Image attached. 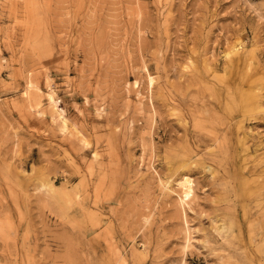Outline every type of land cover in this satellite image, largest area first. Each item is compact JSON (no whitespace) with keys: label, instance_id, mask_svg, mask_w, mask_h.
<instances>
[{"label":"rangeland","instance_id":"374dc122","mask_svg":"<svg viewBox=\"0 0 264 264\" xmlns=\"http://www.w3.org/2000/svg\"><path fill=\"white\" fill-rule=\"evenodd\" d=\"M0 264H264V0H0Z\"/></svg>","mask_w":264,"mask_h":264},{"label":"bare ground","instance_id":"6f19581e","mask_svg":"<svg viewBox=\"0 0 264 264\" xmlns=\"http://www.w3.org/2000/svg\"><path fill=\"white\" fill-rule=\"evenodd\" d=\"M51 93H53V92L51 91ZM57 110H58V112H57V118L60 120L61 126L64 127L65 126V123H66V118L62 114V109H58V107H57ZM181 183L186 188L185 192L188 193V190L190 188L189 187L188 177L183 178V180H182Z\"/></svg>","mask_w":264,"mask_h":264}]
</instances>
